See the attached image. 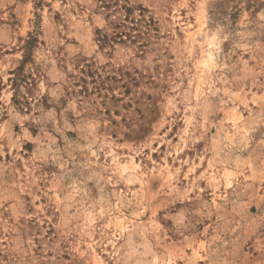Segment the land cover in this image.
<instances>
[{"label":"rangeland","instance_id":"obj_1","mask_svg":"<svg viewBox=\"0 0 264 264\" xmlns=\"http://www.w3.org/2000/svg\"><path fill=\"white\" fill-rule=\"evenodd\" d=\"M103 1L0 0V264H264V0Z\"/></svg>","mask_w":264,"mask_h":264},{"label":"trees","instance_id":"obj_2","mask_svg":"<svg viewBox=\"0 0 264 264\" xmlns=\"http://www.w3.org/2000/svg\"><path fill=\"white\" fill-rule=\"evenodd\" d=\"M103 4H104V8H109L110 7L109 6L110 4L108 3V0L103 1ZM123 9L126 11V14H127L126 18H129L130 17V13L132 12L133 9L131 7H129V6H124ZM140 10L142 12H145V9L142 8V7L140 8ZM128 21L129 20L125 19L123 22L117 23L115 28L116 29H124V30H126L128 28L127 24H126ZM150 22L152 23V21H150ZM133 23H135V21H133ZM123 36H126L127 38H131V36L127 35L124 31H118V32H116L115 40L119 39V40L123 41ZM130 40L133 41L132 38ZM33 42H34V38L32 36H30V39L26 42V47H25L26 51L29 50V47L33 44ZM102 42H105V40L102 39ZM89 74L93 75L94 73L91 71ZM92 78H93V81H95V78L94 77H92ZM81 80L83 82H86V81H84V79H81ZM13 81L15 83L16 89L19 88V86H21L20 85L21 84L20 83L21 79L16 78ZM22 82L26 83V81L24 79H22Z\"/></svg>","mask_w":264,"mask_h":264}]
</instances>
